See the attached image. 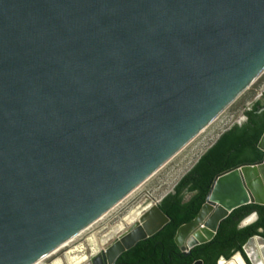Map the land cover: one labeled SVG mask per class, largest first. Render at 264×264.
I'll return each instance as SVG.
<instances>
[{"label":"water","instance_id":"water-1","mask_svg":"<svg viewBox=\"0 0 264 264\" xmlns=\"http://www.w3.org/2000/svg\"><path fill=\"white\" fill-rule=\"evenodd\" d=\"M263 73L264 0H0V264H36L90 226ZM250 204L264 159L218 174L176 244L212 241ZM158 205L90 263L162 230Z\"/></svg>","mask_w":264,"mask_h":264},{"label":"trees","instance_id":"trees-1","mask_svg":"<svg viewBox=\"0 0 264 264\" xmlns=\"http://www.w3.org/2000/svg\"><path fill=\"white\" fill-rule=\"evenodd\" d=\"M245 115L247 121L222 134L195 166L180 178L173 192L161 200L158 207L169 218L163 229L124 251L116 264H192L198 259H202L204 264H218L222 257L230 259L238 252L251 264L243 247L252 237L264 238L262 205L250 204L236 209L221 223L212 241L195 247L189 253L183 252L175 242L178 229L194 220L200 212L218 174L243 163L264 159V152L258 147L264 134V94L263 100L256 102ZM253 213L258 214V220L241 227Z\"/></svg>","mask_w":264,"mask_h":264},{"label":"rangeland","instance_id":"rangeland-1","mask_svg":"<svg viewBox=\"0 0 264 264\" xmlns=\"http://www.w3.org/2000/svg\"><path fill=\"white\" fill-rule=\"evenodd\" d=\"M264 89V73L243 94L237 98L225 111H223L211 124L207 126L195 139L186 144L168 163L164 164L150 178L143 182L130 196H126L111 208L100 222L85 231L77 238L76 245L85 241L87 237L95 234L106 225L121 220L131 208L140 202H156L172 191L181 177L185 176L201 158V156L215 143L218 137L235 123H242L250 104L256 99L263 100L261 92ZM190 195L187 196L189 199ZM124 201V202H123ZM121 205V206H120ZM158 205V204H156ZM118 207V208H117ZM117 208V209H116ZM106 224V225H105ZM79 242V243H78ZM72 246L69 245L65 249ZM65 249H62L61 252ZM60 251L48 256L36 264H48Z\"/></svg>","mask_w":264,"mask_h":264},{"label":"bare ground","instance_id":"bare-ground-1","mask_svg":"<svg viewBox=\"0 0 264 264\" xmlns=\"http://www.w3.org/2000/svg\"><path fill=\"white\" fill-rule=\"evenodd\" d=\"M168 163V162H167ZM145 182V181H144ZM136 190V189H135ZM134 190V191H135ZM132 191L130 194H132ZM129 194V196H130ZM124 202V201H123ZM156 202H140L134 208L121 218V220L113 223L112 225H106L95 234L90 235L84 242L75 244L76 239L92 226L100 222L107 214H103L90 226L82 230L80 233L70 238L64 244L57 249L52 250L44 257L38 259L35 262L43 261L48 256L60 251V253L51 259L48 264H91V257L106 250L115 240H117L125 231L133 224L138 223L143 212L153 209ZM121 206V205H120ZM118 208V207H117ZM116 208V209H117ZM108 216V215H107ZM95 227V226H94ZM90 231V230H89ZM75 242V243H73ZM121 243V239L119 241ZM117 242V243H118ZM72 246L65 249L67 246ZM119 244V243H118ZM62 249H65L61 252ZM246 255L251 264H264V241L259 237H255L250 244L245 247ZM218 264H248L243 255L238 252L230 259L222 258Z\"/></svg>","mask_w":264,"mask_h":264},{"label":"built area","instance_id":"built-area-1","mask_svg":"<svg viewBox=\"0 0 264 264\" xmlns=\"http://www.w3.org/2000/svg\"><path fill=\"white\" fill-rule=\"evenodd\" d=\"M244 118H245V116H244ZM232 126H233V125H232ZM230 128H231V127H230ZM226 130H227V129H226ZM226 130H225V131H226ZM225 131H224V132H225Z\"/></svg>","mask_w":264,"mask_h":264},{"label":"flooded vegetation","instance_id":"flooded-vegetation-1","mask_svg":"<svg viewBox=\"0 0 264 264\" xmlns=\"http://www.w3.org/2000/svg\"><path fill=\"white\" fill-rule=\"evenodd\" d=\"M258 101H260V100H258ZM258 101H257V102H258Z\"/></svg>","mask_w":264,"mask_h":264}]
</instances>
